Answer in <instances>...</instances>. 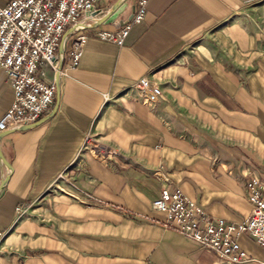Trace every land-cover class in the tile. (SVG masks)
I'll return each mask as SVG.
<instances>
[{
	"label": "crops",
	"instance_id": "1",
	"mask_svg": "<svg viewBox=\"0 0 264 264\" xmlns=\"http://www.w3.org/2000/svg\"><path fill=\"white\" fill-rule=\"evenodd\" d=\"M135 9L128 0L121 20ZM70 38L49 111L31 129L0 131L12 168L0 264H234L169 226L153 201L169 186L214 222L251 215L248 184L264 186V0H151L124 46L92 38L77 67ZM42 71L56 83L58 70ZM144 77L163 89L157 104L134 87ZM13 100L0 70V120ZM89 136L121 155L97 159ZM8 172L0 159V185ZM239 243L249 259L238 264L264 263L252 236Z\"/></svg>",
	"mask_w": 264,
	"mask_h": 264
},
{
	"label": "built area",
	"instance_id": "2",
	"mask_svg": "<svg viewBox=\"0 0 264 264\" xmlns=\"http://www.w3.org/2000/svg\"><path fill=\"white\" fill-rule=\"evenodd\" d=\"M102 0H11L0 6V70L4 71L14 89L11 108L0 120V131L39 122L54 103L58 87L44 80L43 65L58 70L59 49L66 31L104 12ZM151 0H136L133 18L123 26H103L75 32L70 38L67 58L77 67L87 42L98 39L124 46L132 28L144 22ZM90 13V15H88ZM134 87L144 103L154 105L164 98L161 86L149 78L137 80ZM85 150L107 162L121 153L111 145L89 136ZM156 175L164 177L158 170ZM251 215L240 223L223 218L209 219L203 206L188 197L180 188L164 187L153 201L156 210L167 214V224L188 238L214 251L222 260L234 264L248 261L239 237L252 236L264 248V186L258 179L248 184ZM21 216L22 208L17 209ZM6 233L0 230V254ZM264 264V263H263Z\"/></svg>",
	"mask_w": 264,
	"mask_h": 264
},
{
	"label": "water",
	"instance_id": "3",
	"mask_svg": "<svg viewBox=\"0 0 264 264\" xmlns=\"http://www.w3.org/2000/svg\"><path fill=\"white\" fill-rule=\"evenodd\" d=\"M127 7H128V0H118L107 11H104L100 14H93V17L90 20L83 22V23H80V24H77V25L69 28L66 31V33L64 34V36L62 38L61 46L59 49L60 50V64L58 67V75H57V80H56L57 85H59L60 74L64 68L65 57H66V47H67V42H68L70 36H72L77 31L88 29V28L99 27L102 25L123 26L127 21L131 20L133 18V15H134V14H132V16H130V18H128L127 20L126 19L121 20L120 17L125 12ZM88 15H90V13ZM38 123L39 122H37L35 124H31V125L20 126L18 129H20V130L31 129V128L37 126ZM2 137L3 136L1 135L0 140ZM0 159L9 171L7 174H5L3 181L0 185V191H1L5 187V184L7 183L8 179H9V173H11L12 168H11V165L9 164V162L4 157V155L1 151V148H0Z\"/></svg>",
	"mask_w": 264,
	"mask_h": 264
}]
</instances>
